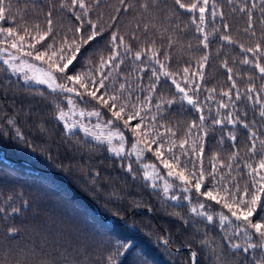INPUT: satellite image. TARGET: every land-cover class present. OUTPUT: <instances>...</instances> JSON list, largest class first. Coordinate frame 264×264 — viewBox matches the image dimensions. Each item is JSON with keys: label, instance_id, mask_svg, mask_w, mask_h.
<instances>
[{"label": "trees", "instance_id": "16d2710c", "mask_svg": "<svg viewBox=\"0 0 264 264\" xmlns=\"http://www.w3.org/2000/svg\"><path fill=\"white\" fill-rule=\"evenodd\" d=\"M8 2V18L0 22V26L31 29L39 24L44 29L45 14L52 11L53 35L37 45L38 49L43 50L53 38L61 40L65 35L71 41L78 21L68 9L59 7L60 0ZM126 2L132 5L130 9L125 10L120 0H100L99 5L87 0L93 4L89 15L101 35L81 47L68 74L86 73L90 67L95 68L101 56L110 55V36L114 31L124 35L134 51L155 41L161 52L160 59L163 60L165 54L171 57L167 68L173 73L189 65L195 66L207 53L199 95L203 99L206 89L215 88L217 99L205 106V115L209 117L205 125L209 127L204 167L210 169L209 161L216 154L228 163L236 151L240 168L246 173L243 162L258 160L264 155V145L258 140V152L249 153L248 129L241 124L213 126L211 118L216 115L219 99H227L220 96V91L231 87L223 66L225 61L233 69L241 92L249 83H254L258 89L264 84V76L258 70L241 63L243 57L250 54L242 52L239 44L221 39L229 34L246 47L257 41L264 44L262 0H214L217 10H222L224 15L213 18L207 14V48L201 43L203 35L195 30L191 15L174 0H147L146 9L141 7L145 0ZM253 3L256 7H252ZM245 5L246 10L241 11ZM249 14L253 17L255 36L252 30L244 31L249 26ZM144 25H148L147 32ZM90 31L85 23L81 35L87 38ZM132 33L138 38L130 39ZM169 39L175 41L171 47H168ZM123 59L124 63L106 87L118 88L127 78L135 95L142 99L147 91L137 90V85L150 83V69H158V66L146 57L144 63L136 61L131 54ZM57 75L58 82L64 83ZM70 95L73 94L53 91L45 84L26 82L0 60V264H192V252L197 253V264H264V241L257 234L250 232L245 238L243 233L236 235L231 225L227 229L219 226L218 217L208 222L192 213L191 207L203 198L192 193L191 201L184 199L186 194L173 177H168L173 187L167 194L158 182L153 186L154 183L145 178L143 168L144 163H156L152 153H146L139 160L128 153L115 155L105 144L88 139L79 131H65L58 111L67 107L66 97ZM172 97L179 94L171 82L162 77L152 103ZM73 100L81 108L98 107L87 97L73 96ZM259 107L242 98L237 102L234 115L264 134V117L259 115ZM227 111L221 109L222 113ZM198 115L193 106L177 99L174 104H162L157 119L160 124L173 128L174 138L179 142L190 123L199 122ZM108 118V113L104 112L103 119ZM122 130L129 149L134 137L127 129ZM229 133L236 135L235 142L229 138ZM261 138L264 139V135ZM2 147L5 156L1 153ZM129 163L131 172L127 168ZM157 167L159 173L167 177V170L159 164ZM247 181L248 177L243 175L239 183L243 186ZM206 204L211 205L205 209L210 214L221 211L214 202L206 201ZM12 228L18 231L10 232ZM234 243L241 247L233 248ZM121 244L130 247L121 248ZM248 244L260 246L243 251Z\"/></svg>", "mask_w": 264, "mask_h": 264}, {"label": "snow or ice", "instance_id": "6c2138e0", "mask_svg": "<svg viewBox=\"0 0 264 264\" xmlns=\"http://www.w3.org/2000/svg\"><path fill=\"white\" fill-rule=\"evenodd\" d=\"M175 4L184 9L191 15L192 23L196 25V31L202 33L203 39L201 43L204 48L208 47L209 33L205 30L207 26V14L214 18L217 15L223 17V11H218L214 0H191L185 3L184 0H174ZM100 0H93L94 5H99ZM93 4L87 3V0H60L59 7L68 9L75 15L78 21V26L72 33V39L69 41L67 35L61 40L53 38L51 43H48L43 50L38 49L37 45L42 43L51 35H53V13L48 11L45 14V26L41 29L39 24H34L31 29L27 26L19 27H3L0 26V59L3 60L13 71L25 72V69L32 70V75L25 72L26 80L32 79L39 83L48 85L53 91L60 90L64 93L73 94L67 96L69 103L76 104L73 101V96L89 98L90 102H95L98 107L91 111L80 110L78 115L81 117H96L98 122L93 126L99 129L102 126L107 129L105 137L107 142L119 140V147H112L111 151L117 155L125 151V142L127 138L122 129L127 131L134 137V142L130 146L129 156L135 155L139 160L146 153H152L156 163H145L143 168L145 178L153 181L160 179L159 168L161 165L166 171L167 177H173L180 182L182 191L186 194L184 199L191 201L192 193L197 197L203 198L198 204L193 205L190 211L197 216L204 217L208 222H214L218 217L219 226L227 229L228 225L232 226L234 233L239 235L243 233L247 238L251 233L258 235L260 240L264 241V155H261L258 160L244 161V168L247 172L244 173L240 168L239 154L234 151L229 157L228 163L219 159V155H214L209 163L210 169L204 167V146L208 135V127L205 121L208 116L205 115V106L210 101L217 99V90L215 88L206 89V95L201 99L199 93L201 91L202 82L204 80L203 69L208 62V54L205 53L197 61L196 65L183 67L180 71L173 73L167 68V61L171 59L167 54L161 60V52L157 47L156 42L152 41L147 46L141 45L139 50H133L128 39L124 35H120L118 31H114L110 36L111 53L107 57L101 56L95 68L90 67L86 73L68 74V69L77 61V56L81 52V47L94 41L95 38L101 35V31L97 30V23L93 22L90 17V12ZM120 5L125 9H130L131 4L126 0H120ZM264 5V0H262ZM147 0L142 3V8H148ZM252 7H256L253 3ZM247 5L241 9L245 11ZM264 11V7L261 8ZM10 11L8 0H0V22L5 21L8 17L6 13ZM87 23L91 28L87 38L81 35L84 24ZM248 27L244 29L249 32L253 29V17L249 14ZM140 26L137 25V28ZM227 29L228 25L225 24ZM148 25H144V30L147 32ZM213 31H216L215 29ZM251 34L255 36V31ZM135 33L130 35V39H137ZM221 39L229 43L239 44L242 52L250 54L245 55L241 63L253 66L258 72L264 76V44L257 41L253 46L246 47L226 34L221 36ZM175 41L169 39L168 47H171ZM131 54L136 61L144 63V58L154 62L157 67H151L150 83L138 84L137 90L147 91L142 99L135 95L132 86L127 83L125 78L124 83H120L118 88L109 90L106 83H111L114 79V73L118 72V68L124 63V57ZM36 62H40L43 67H40ZM223 66L227 69L228 80L231 81V87L227 90H221L220 96L227 99H219L215 108L216 115L211 118V125L231 124L233 126L241 124L245 129L249 130V140L251 146L248 151L251 154H256L257 141L264 145V139L256 128L250 127L249 122L241 120L239 116L234 115L237 102L242 98L251 102L253 105H259V115L264 117V84H261L260 89L254 83H249L244 92H241L237 81L234 79L233 69L228 67L227 61ZM141 68V71H144ZM65 81L58 82V75ZM170 81L175 88L179 97L169 99L161 98L159 103L153 104L152 100L156 94L157 87L160 84L161 78ZM139 79V77H138ZM252 77H249L251 80ZM177 99L186 101L188 105L193 106L198 115V121H192L184 133V138L177 140L174 138L176 133L172 127L165 126L159 123L158 111L162 104L171 105ZM103 109V111H101ZM152 109H156L153 112ZM221 109H227V113H222ZM104 112H107L109 118L103 119ZM209 114L212 109H208ZM73 114H76L75 112ZM68 113L63 110L59 111V119L64 121L69 130L75 127H83L86 134L93 135L96 139H101L95 131H90L87 126L79 121L69 122L67 119ZM247 113H245V116ZM135 121V123H133ZM163 128V131H161ZM229 138L235 142L236 135L229 133ZM155 146V147H154ZM235 162V163H233ZM128 170L132 171V165H127ZM225 169V170H222ZM235 173V175L233 174ZM246 175L248 181L241 186L240 178ZM153 186H156L155 183ZM173 184L165 180L163 191L167 194ZM172 199H179L177 196H172ZM206 201L214 202L220 206L221 211L215 214H210L205 210L211 205L206 204ZM226 210V211H225ZM259 210V211H258ZM19 211V209H13ZM253 217H256L255 221ZM239 222V223H236ZM10 232H17L18 229H9ZM168 243L167 240L164 241ZM233 248H240V244L234 243ZM258 244H248L243 248L247 252L249 248L259 247ZM121 248L130 247V245L121 244ZM112 260V257H108ZM197 253L192 252V264H197Z\"/></svg>", "mask_w": 264, "mask_h": 264}, {"label": "rangeland", "instance_id": "374dc122", "mask_svg": "<svg viewBox=\"0 0 264 264\" xmlns=\"http://www.w3.org/2000/svg\"><path fill=\"white\" fill-rule=\"evenodd\" d=\"M1 61H3L2 59H0ZM40 67H43L42 65H40L39 62H36ZM7 65V64H6ZM8 66V65H7ZM9 67V66H8ZM10 68V67H9ZM11 69V68H10ZM11 71H13L11 69ZM15 72L16 74L20 75L22 77V79L26 82H32V83H39L37 82L36 80H32V79H28L26 80L24 78L25 76V72H27L29 75H32V70H29V69H25V72H21V71H13ZM60 83V82H59ZM40 84H43V83H40ZM46 85V84H45ZM48 86V85H46ZM49 87V86H48ZM50 88V87H49ZM52 89V88H50ZM53 90V89H52ZM57 92H62L60 90H56ZM71 96V95H70ZM68 101V100H67ZM74 101V100H73ZM74 103L76 104V102L74 101ZM63 110L65 113H68L67 115V119L69 122H73V121H79L81 123H83L85 126H87L89 128L90 131H95L97 135L101 136V139H96L93 135H89V134H86L85 131H84V128L83 127H75V128H72L71 130H69L67 128V126L65 125L64 121H60L62 122L63 124V127L65 129V131L67 132H70V131H79L84 137L88 138V139H91L93 141H96V142H99V143H102V144H105L107 146V148L109 149V151L115 155H117L116 153H114L113 151H111V148L112 147H119V140L118 138L113 140L111 143L107 142L103 137H105L106 133H107V129H105L103 126L99 129H95L93 128V126L98 122V119L96 117H81L78 115L79 111L80 110H86V111H91L93 109H85V108H81L80 106H78L76 104V108L74 109L73 108V104L72 103H69L68 101V105L67 107L63 108L61 107L59 109V111ZM59 111H58V118H59ZM76 113V114H73V113ZM130 148L128 149L127 146H126V142H125V151L122 153V154H125V153H129L130 152ZM120 154V155H122ZM135 157V155H133ZM145 164V163H144ZM143 164V165H144ZM146 171V170H145ZM159 176H160V179L158 180H155L153 181L152 179H149L151 180L152 183H155L157 184V182L159 183V185H164V182L165 180H167L169 182V179L168 177H165L163 176L162 174L159 173ZM170 183V182H169Z\"/></svg>", "mask_w": 264, "mask_h": 264}, {"label": "water", "instance_id": "95a60500", "mask_svg": "<svg viewBox=\"0 0 264 264\" xmlns=\"http://www.w3.org/2000/svg\"><path fill=\"white\" fill-rule=\"evenodd\" d=\"M1 153H2V155H3V156H5V150H4V148H3V147H2V151H1ZM98 213H100V211H99V210H98ZM184 248L190 249L189 247H185V246H184Z\"/></svg>", "mask_w": 264, "mask_h": 264}]
</instances>
